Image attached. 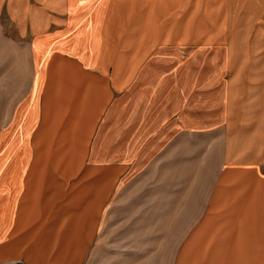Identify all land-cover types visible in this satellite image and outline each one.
Instances as JSON below:
<instances>
[{"label":"crops","instance_id":"obj_1","mask_svg":"<svg viewBox=\"0 0 264 264\" xmlns=\"http://www.w3.org/2000/svg\"><path fill=\"white\" fill-rule=\"evenodd\" d=\"M97 1L21 0L15 40L3 13L17 5L0 0V264H264V47L227 65L223 114H208L206 127L165 108L118 114L114 81L89 68L110 55L116 71L126 56L105 44ZM233 1L264 27V0ZM197 2L227 16V0ZM54 7L71 10L74 53L45 31ZM240 34L231 44L244 53ZM199 136L219 152L203 190L193 175L187 186L165 179L163 167H179V140Z\"/></svg>","mask_w":264,"mask_h":264},{"label":"rangeland","instance_id":"obj_2","mask_svg":"<svg viewBox=\"0 0 264 264\" xmlns=\"http://www.w3.org/2000/svg\"><path fill=\"white\" fill-rule=\"evenodd\" d=\"M11 2L17 7H8L3 17L7 35L17 40L20 38L17 37L12 14L14 10L21 11L24 8L18 7L22 4L21 0H9V4ZM30 2L37 5L36 0ZM100 3L104 13L99 15L98 25L101 31H105L103 40L112 47V52L117 55L124 53L126 56H121L116 71L108 65L110 55L105 59L106 67L92 63L89 68L95 75L105 69L106 78L110 82L114 81V104L118 114H134L143 109L147 114H153L159 108H165L169 114L178 113L184 123L193 121V127H206L208 114H223L224 79L230 76V72L226 71L227 65L230 62L255 61L256 52L254 50L252 53L250 49L264 47V37L259 38L264 34L262 22L247 21L246 18L251 20L248 8L236 6L233 0H227L225 6L223 2L220 3L221 12L227 13L222 15L227 16H219L218 21L213 12L208 11L207 4L197 0H101ZM123 6L130 9L127 17L121 15ZM49 11L48 16L51 17L45 31L59 33L52 40L53 43L62 41V48L74 53L71 51L73 44L66 43L73 30H76L70 28L71 24L69 26L71 10L54 7ZM239 16L245 22H240ZM88 17L87 12L82 18V24L86 21L83 28L89 23ZM25 20L30 28L29 13ZM115 22L117 25H114ZM232 31L241 32V38L236 39V42H242V47L249 49L247 52L233 49ZM30 37L28 41H32ZM139 47H146L145 51L131 59ZM16 55L19 62L26 61L25 54L18 51ZM123 57L125 59L122 60ZM25 68L23 65L20 73L23 78ZM199 138L194 139V142L192 140L194 144L186 138L179 140V167L168 163L167 170L165 167L160 168L165 179L173 177L183 180L179 185L187 186L186 178L193 175L194 184L203 190L217 164L219 152L208 147L206 136ZM191 152L201 160L198 166L186 162L187 153ZM64 154L62 152V158ZM145 182L150 183V180L146 179Z\"/></svg>","mask_w":264,"mask_h":264},{"label":"built area","instance_id":"obj_3","mask_svg":"<svg viewBox=\"0 0 264 264\" xmlns=\"http://www.w3.org/2000/svg\"><path fill=\"white\" fill-rule=\"evenodd\" d=\"M15 264H24V263H22V262H16Z\"/></svg>","mask_w":264,"mask_h":264}]
</instances>
